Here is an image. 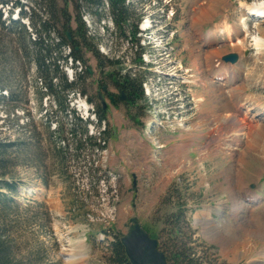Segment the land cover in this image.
<instances>
[{
	"label": "rangeland",
	"instance_id": "obj_1",
	"mask_svg": "<svg viewBox=\"0 0 264 264\" xmlns=\"http://www.w3.org/2000/svg\"><path fill=\"white\" fill-rule=\"evenodd\" d=\"M19 1L25 9L36 7L32 0ZM57 1L59 6L64 5V0ZM260 1L128 0L136 14L143 16L139 30L151 26L149 32L142 31V52L114 33L107 5L102 20L87 8L82 10L88 36L97 37L93 44L100 54L122 61L123 73L132 70L144 78L150 93L138 124L128 118L123 104L114 106L106 95L107 122L98 123L93 108L102 101L96 97L100 69L93 53H86V65L79 68H74L70 60L60 66L68 81L76 79L77 72L89 69L86 94H65L67 109L74 115L56 107L53 97L45 93L44 80L29 59L16 52L15 45L5 49L0 56V67H4L0 68L4 85L0 90V141L17 143L10 151L9 174L4 177L17 184L16 193L4 191L19 204V208H13L9 202L5 214L15 264H108L110 242L114 235L126 233L132 217L155 236L171 259L169 264H176L172 256L177 245L192 248L191 257L200 264L264 262V164L249 148L241 150L240 162L238 144L227 149L221 142L234 134L211 130L216 115L231 113L235 107L227 94L229 84L225 86L221 80L210 83L211 88L202 82L214 79L205 54L216 49L219 55L213 61L230 67L235 85L243 89L238 91L239 96L253 95L264 103V45L263 56L257 55L252 38L258 26L264 28V21L260 16L246 15L241 6V2ZM69 8L75 15L74 2ZM199 9L206 16L193 22ZM2 11L6 18L9 7ZM18 12L15 10L12 18H17ZM22 21L29 24L27 18ZM225 22L234 27L231 36L219 29ZM72 27L76 28L75 22ZM201 34L203 40L211 37V41L203 43ZM242 38L243 45L237 46ZM231 54L237 55V61H224ZM138 56L144 65L135 64ZM257 57L263 58L259 61L263 67L257 70L263 78L254 86L244 87L252 76L248 65ZM107 88L118 94L111 83ZM86 103L89 111L83 109ZM241 109V119L246 117L250 123V113L244 106ZM76 117L90 121L88 134L97 141L101 138V144L100 133L108 131L105 149L84 144L74 155L70 132ZM157 120L166 122V130L155 128L150 132L148 125ZM145 131L148 139L141 142ZM63 141L71 146L64 167L60 161ZM233 150L237 155L233 156ZM238 171L240 183L236 182ZM239 188L250 191L256 200L239 195ZM231 189L233 195L229 194ZM181 206L184 214L178 215ZM209 220L214 227L207 223ZM177 224L182 231L171 233ZM255 228L263 236H250ZM217 235L224 240L236 239L238 253L224 257L215 241Z\"/></svg>",
	"mask_w": 264,
	"mask_h": 264
},
{
	"label": "trees",
	"instance_id": "obj_2",
	"mask_svg": "<svg viewBox=\"0 0 264 264\" xmlns=\"http://www.w3.org/2000/svg\"><path fill=\"white\" fill-rule=\"evenodd\" d=\"M32 1L35 2L37 8L32 5L31 8L25 9L26 5L19 0L14 3L9 0H0V56L5 54L6 48L14 47L15 45L17 47L16 52L27 57L29 62L35 67L37 75L44 80L45 93L53 97L56 107L68 112L66 92L68 94L73 93V95L86 94L84 87L85 77L90 73L89 69L86 68L83 73H76V79L68 81L65 74L60 71V66L62 63L67 64L69 60L74 68H79L81 64L86 65L85 55L87 52H91L96 57L100 69V77L97 79L99 92H105L104 89L111 83L118 91V94L112 95V104L116 107L123 104L128 109V118L133 123H141L137 118L143 115L144 105L146 106L147 104L143 88L144 78L133 74L132 70L123 73L125 68L122 61L119 59H107L100 54L97 44H93L97 37L88 36V28L83 21L82 10L87 8L99 20H102L107 15L104 13L107 5L109 17L115 28L114 33L120 38L129 40L132 43V48H136L140 52L144 49L140 45V36H138L141 33L139 24L143 16L136 14L135 9L132 8L128 0H71L74 2L75 15L70 11L71 1L69 0H64L63 6H59L57 0ZM6 7H9V15L3 18L2 9ZM15 10H19L18 18H12ZM24 18L28 19L31 30L22 22ZM73 22H75L76 28L72 27ZM67 33H70V38ZM67 50L68 53L64 54V51L66 52ZM134 62L138 65H143L144 63L141 56H138ZM106 68H109L110 71L105 72ZM1 78L0 73V90L4 88ZM80 83L83 85L82 88ZM122 95L125 97L124 100H121ZM96 97L99 99L98 92ZM90 101L94 103L92 99ZM94 107L93 113L98 123L107 122V110L104 109L102 102L96 103ZM72 114L75 115V112ZM87 123H90V121H84L76 117V125L74 124L71 129L70 133L74 140L75 147L73 149L76 153L74 154L75 156L78 155L84 144H90L97 150L105 149L108 131L104 130L100 133L103 139V144H101L99 142L101 138L97 141V137L89 136ZM62 145L63 147L61 146L62 148H60L62 151L60 161L61 166L64 167L68 162L67 153L71 146L67 145L65 141L62 142ZM16 146V142L0 141V264H15L11 245L7 240L8 226L5 223L8 215L5 214L7 213L6 209L9 206V202L12 203L11 207L13 208H19V204L13 198H9L4 191L16 193L17 184L4 177L9 174L10 151ZM11 165L14 164L11 163ZM183 206L179 208L178 215L184 214ZM181 231V226L177 224V226L172 228L171 233L177 234ZM150 235L153 238L155 237L152 233ZM109 247L110 257L108 264H131L127 258L120 235H114ZM159 249L165 254L169 264L171 259L162 249L161 244H159ZM191 256L192 248L177 245L172 257L176 264H200L198 259Z\"/></svg>",
	"mask_w": 264,
	"mask_h": 264
},
{
	"label": "bare ground",
	"instance_id": "obj_3",
	"mask_svg": "<svg viewBox=\"0 0 264 264\" xmlns=\"http://www.w3.org/2000/svg\"><path fill=\"white\" fill-rule=\"evenodd\" d=\"M241 6L245 9L246 15H248V12L251 13L249 15L252 16L253 18L255 15H258V16L261 15L260 21H264V0L260 1L258 4H253V3L247 4V3L241 2ZM201 10L202 9L198 10L199 16L194 17L192 20L193 22H196L199 18H204L206 16V12L201 11ZM224 24H225L224 26H221L220 28L219 27L218 28L222 31L223 35L231 36L233 34V32H235L234 27L230 26V24L228 25L226 22ZM245 27H244V29H245ZM245 32L247 34H249L250 30L248 28H246ZM200 37H201V40H203L204 37L202 34L200 35ZM252 38H253L254 48L258 51L257 55L258 54L262 55L261 54V53H263L262 46L264 45V41H263V39H264V28L262 26H258L256 29V32L253 33ZM210 41H211V37H208L207 39L203 40L202 42L206 43V42H210ZM243 43H244V38L238 39L237 46L238 45L242 46ZM217 51L218 50H216V49H212V50L210 49V50L206 51L205 56H206V60L209 59L207 61H209L208 63H209V69H210V71H209V69L207 71H209V73L210 72L212 73V74L211 73L210 74L212 75V78H214V79H212V81L206 80V83L204 81H202V82L204 85H208L210 83L213 84L214 82H218V81L220 82L221 80H223V81H225V86L229 84V86H231V89H227L228 90L227 94L229 96L230 102L235 107V110L231 113L227 112L223 116L216 115V118L213 117L214 118V120H212L213 128H211V130L215 129V132L223 131L225 134L226 133L227 134L233 133L234 134L233 137H230L227 139H222L223 141H221V142H223V144H225V147H227V149H228V147H231V146L234 147L236 144H238V147H240V152H241V150L249 148L250 150H252L254 153H256L258 155L259 160L264 164V103L260 102V100L256 96H253V95L246 96V97L245 96H243V97L239 96L238 91H242L243 89L235 85L236 82H234V80H233L234 76L229 71L230 67L226 66L225 63H222V62L219 63L217 61H213L214 58H217L216 57L217 54L219 55V53ZM261 59H263V58L257 57L256 60H254L251 64L248 65V66H250L249 71H251L250 75H252V76L251 77L249 76V79L246 80L247 86L243 85L244 87H251L252 85L254 86V85H256V83H258L259 80L260 81L262 80L263 77L259 75L260 73L259 74L257 73V70H260L263 67L262 64H260L261 62L259 63V61ZM214 62H216V63H214ZM212 84H210L211 88L213 86ZM205 88H207V87L205 86ZM200 100H202V98H200ZM243 106L246 108L245 112L250 113V116H249V119H251L250 123H247L249 121L248 119H247L248 121L246 122L245 116H244L245 117L244 119H241L242 118L241 117V114H242L241 108ZM83 107H84L83 108L84 110L89 109V106L87 103L84 104ZM216 143L219 145L220 144L219 140L216 141ZM219 151H220V149H219ZM222 151H223V149H222ZM244 151H243V153H244ZM213 152H214V150H213ZM231 152H232L233 156L237 155L236 151L234 152V150H233ZM240 152H238V158L239 159L241 158V156L243 154L242 152L241 153ZM240 162H242L241 159H240ZM239 175L241 176V173L238 171L237 177H236V182H238V183H240L239 180H241ZM226 180L229 183L230 179L227 178ZM238 193H239V195H242V196L245 195L248 198H252V196H253L251 194V192L246 190V189H240L239 188ZM229 194L233 195L234 190L231 189ZM255 198H257V197H254L253 201L256 200ZM207 223H209V225L213 226V222L211 223V220L207 221ZM217 226H218V224H216V227ZM217 228H219V226ZM261 235H262V232L256 228L252 229L250 231V236L254 237V239L258 238V237L260 238ZM222 237L217 235L215 241L218 242L220 244V246L222 247V253H223L224 257L225 256L227 257L228 255H230V253H233V254L235 253V255H236L238 253V249H239V245H238L237 240L236 239H233V240H226L225 239L224 240V238H222ZM253 251H254V249H253ZM253 264H264V262H262V261L258 262V261L253 260Z\"/></svg>",
	"mask_w": 264,
	"mask_h": 264
},
{
	"label": "water",
	"instance_id": "obj_4",
	"mask_svg": "<svg viewBox=\"0 0 264 264\" xmlns=\"http://www.w3.org/2000/svg\"><path fill=\"white\" fill-rule=\"evenodd\" d=\"M70 38V33H67ZM237 55L231 54L224 57V61L235 63ZM91 72V71H90ZM107 90L106 88L104 89ZM104 109L107 110V104L102 94L99 93ZM124 95L121 100H124ZM111 102L113 97L110 98ZM121 242L125 248L127 258L131 264H168L165 254L159 250V242L142 227L137 217L129 220L126 233L121 236Z\"/></svg>",
	"mask_w": 264,
	"mask_h": 264
},
{
	"label": "built area",
	"instance_id": "obj_5",
	"mask_svg": "<svg viewBox=\"0 0 264 264\" xmlns=\"http://www.w3.org/2000/svg\"><path fill=\"white\" fill-rule=\"evenodd\" d=\"M146 91L148 92V89H147ZM165 123H166V122H163V121H159V122H158V120H157V121H156V126H157L158 128L165 129V128H166Z\"/></svg>",
	"mask_w": 264,
	"mask_h": 264
},
{
	"label": "flooded vegetation",
	"instance_id": "obj_6",
	"mask_svg": "<svg viewBox=\"0 0 264 264\" xmlns=\"http://www.w3.org/2000/svg\"><path fill=\"white\" fill-rule=\"evenodd\" d=\"M105 95H108L109 97L111 96V92L108 91L107 93H105ZM113 95V94H112Z\"/></svg>",
	"mask_w": 264,
	"mask_h": 264
}]
</instances>
